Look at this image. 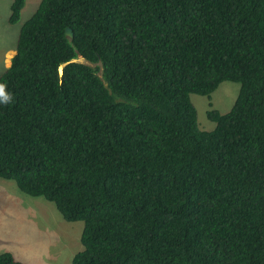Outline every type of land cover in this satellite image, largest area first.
I'll use <instances>...</instances> for the list:
<instances>
[{
    "label": "trees",
    "instance_id": "1",
    "mask_svg": "<svg viewBox=\"0 0 264 264\" xmlns=\"http://www.w3.org/2000/svg\"><path fill=\"white\" fill-rule=\"evenodd\" d=\"M0 84V179L82 222L72 264H264V0H41Z\"/></svg>",
    "mask_w": 264,
    "mask_h": 264
},
{
    "label": "rangeland",
    "instance_id": "2",
    "mask_svg": "<svg viewBox=\"0 0 264 264\" xmlns=\"http://www.w3.org/2000/svg\"><path fill=\"white\" fill-rule=\"evenodd\" d=\"M41 0H26L19 21L11 25L12 0H0V75L10 67L16 52L19 31L36 11ZM78 61L86 63L82 58ZM240 84L222 82L209 96L190 95L198 126L212 131L215 123L209 110L228 112L237 98ZM82 222L64 221L55 206L43 197L19 191L13 181L0 179V254L10 253L22 264H72L82 250Z\"/></svg>",
    "mask_w": 264,
    "mask_h": 264
},
{
    "label": "clouds",
    "instance_id": "3",
    "mask_svg": "<svg viewBox=\"0 0 264 264\" xmlns=\"http://www.w3.org/2000/svg\"><path fill=\"white\" fill-rule=\"evenodd\" d=\"M11 97L5 92L4 85L0 84V102L7 103Z\"/></svg>",
    "mask_w": 264,
    "mask_h": 264
},
{
    "label": "water",
    "instance_id": "4",
    "mask_svg": "<svg viewBox=\"0 0 264 264\" xmlns=\"http://www.w3.org/2000/svg\"><path fill=\"white\" fill-rule=\"evenodd\" d=\"M65 34H66V36H68L69 38H73V34H72L71 29L67 28L66 31H65ZM15 55H16V52H15ZM15 55H14V56H15ZM14 56H13V57H14ZM13 57H12V58H13Z\"/></svg>",
    "mask_w": 264,
    "mask_h": 264
}]
</instances>
